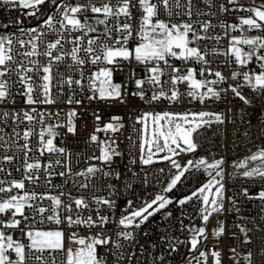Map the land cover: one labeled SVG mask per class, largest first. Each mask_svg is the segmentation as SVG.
I'll list each match as a JSON object with an SVG mask.
<instances>
[{
    "label": "built area",
    "instance_id": "1",
    "mask_svg": "<svg viewBox=\"0 0 264 264\" xmlns=\"http://www.w3.org/2000/svg\"><path fill=\"white\" fill-rule=\"evenodd\" d=\"M104 2L106 0H91L96 6ZM88 3L89 0H56L55 3L52 0H45L46 15L38 22L30 24L24 22L26 13L21 4H4L0 0V37L13 40L15 63L10 65L11 69H15L20 63L27 67H35L29 60L38 61L40 66L48 64L51 58L43 53L47 51V44L57 38V34L46 27L45 20L49 16L58 19V9L62 11L66 5ZM111 3L116 4L117 0H111ZM133 3L136 6L130 9L132 19L128 21L133 31V38L127 45L129 48H134L140 42L138 29L142 11L137 0H133ZM180 3L183 5L186 0H180ZM222 5L227 11H221ZM159 7L161 10L157 18L169 24L189 20L184 14L183 7L173 8L171 16L163 11L162 6ZM253 7L260 6L254 0H236L235 4L229 3V0H211L210 5L206 0H193L191 22L197 32L209 39L196 41L190 46L206 50L208 63L170 57L169 64L181 71L173 73L161 62L160 67L164 69V75L159 86L147 82L149 76L147 69L152 64L143 65L134 60L120 61L112 65L106 62L93 64L83 51L78 54L86 59L83 65L74 63L70 55H66L62 61L51 62L50 96L55 101L52 104L41 102L44 99L40 87L43 83L42 71L29 74L34 82L33 99L37 101L32 105L26 103L27 97L24 87L19 83L17 73L12 71L6 77L10 94L4 102H0V135L4 137V140L0 141V169H3L0 171V181H4L0 187H7L10 181L24 179L26 175H30L31 173H27L24 167L25 162L38 161L41 164V169L36 173L38 179L35 181L24 179L23 191L37 195V199L30 202L33 207L25 208V217H16L21 221L18 228L4 229L6 234L12 235L14 240L25 245V264H67L68 249L86 248L93 238L109 240V243L95 247L98 264H192L195 259L200 260L199 264H215L212 256L215 251L220 253V264H248L245 257L249 252L252 253V264H264V200L259 198V193L264 191V178L244 177L242 175L244 169L238 167L245 156H251L264 149V89L251 87L244 81L242 75L244 72L259 74L264 71L262 66L264 62L253 57L247 66H241L235 62L234 57L224 54L230 47L232 37H264V29L249 30L244 26L243 31H233L231 28L222 27L240 25L242 17L252 16L251 12L240 9ZM177 12L180 14L177 15ZM80 18L82 21L87 18L96 28L95 32L88 33L84 38L85 46L90 37L98 38V44L113 43L105 37V25L95 22L97 18H104L102 14L86 11ZM119 22H125V18L120 17ZM199 22L211 24L206 33L200 31ZM116 23L115 19H109L108 28H114ZM40 33L44 35L38 41H34L40 54L31 58L20 55L19 53L31 50V44L27 42ZM78 35L82 33H65L66 39L61 41L62 47L55 50L53 55L70 53L73 45L67 42V38ZM112 35L118 34L113 31ZM19 40L26 42L23 47L18 43ZM262 50L260 54H264V49ZM101 68L112 70L115 83L121 86L120 97L101 99L99 93L94 91L92 77ZM189 68L195 69L198 78L205 82L217 80L213 74L221 72L225 77L224 81L210 86L219 93V96H208L201 102L199 98L189 95L191 89L188 82H180L173 86L171 77L186 75ZM233 72H239L241 75L233 79ZM136 79L146 81L142 88H137ZM69 80L72 81L71 84L68 83ZM76 81L80 83L77 84ZM232 87H237L240 95L245 97L248 103L233 93ZM161 90L166 94L165 97L157 101L151 100L152 95L158 94ZM172 91L178 92V98L174 101L169 99ZM140 92L144 93L143 98L137 94ZM199 92L202 93L201 90ZM69 100L72 102L69 103ZM26 111L34 116L32 122L24 119L23 113ZM5 112L8 113L6 118L3 116ZM71 112H75V116L71 117L75 133L67 131ZM166 112L182 114L208 112L220 115L223 121L218 123L214 116L210 117L211 123L203 125L193 133L196 150L180 151L173 157L181 166L186 165L189 160L194 163L200 159L208 163L221 159L224 161L221 165L224 172L221 181L224 186L223 208L213 213L207 222L201 216L203 205L200 200L194 198L183 205L179 203L209 179L203 167L191 168L171 191H165L178 170L173 168L170 160L157 162L154 159L151 164H144L142 161L143 124L138 122L139 118L146 113L155 115ZM17 114L18 117L14 120L13 117ZM108 124L116 126L118 130L97 131L105 129ZM50 125L54 126L56 133L53 144L56 148H63L65 150L63 154L44 151L41 155L37 150L40 148L39 132ZM57 125L62 127H55ZM29 129L33 131V135L27 141L31 151L25 155L21 146L26 143L23 133ZM92 135L98 137L96 142L91 141ZM109 144L119 155H113L109 162L95 159L94 157L101 155V149ZM6 156L13 159L5 160ZM57 160L61 163L57 164ZM260 164L261 161L257 160L251 165ZM90 166L97 167L99 171L94 175H78ZM61 172L65 175H59ZM85 184L87 187H81ZM16 194L23 192L14 189L11 193H0V200ZM158 195L171 200V203L150 216L139 228L134 225L125 228L119 224L121 218L130 216L132 212L144 207ZM41 196L45 198L40 199ZM48 196L61 200L59 208H54L53 202L47 199ZM97 198L109 200L112 204L111 206L98 204ZM76 199H83L87 207L77 206ZM40 207L47 209L43 215L38 212ZM54 210L59 214L61 221L59 224L47 219ZM218 215L224 216V233L219 238H211L209 225L216 222ZM68 217H71L72 223H69ZM89 217L94 223L84 222ZM100 217H107L108 222L101 224ZM11 219L10 213L0 214V220ZM76 220H80L81 223H75ZM201 227L205 229L206 239L199 238L200 242L196 249H193L191 239L195 230ZM241 227L247 230V238L251 243H245L246 237ZM36 229L61 231L64 235V248L41 252L28 247L30 241L25 234ZM124 232H130L132 238L124 239L120 235ZM78 239H84L85 243L81 245L77 242ZM117 243L120 247H116ZM201 253H205L207 259L201 256ZM10 257L15 259V253H10Z\"/></svg>",
    "mask_w": 264,
    "mask_h": 264
},
{
    "label": "snow or ice",
    "instance_id": "2",
    "mask_svg": "<svg viewBox=\"0 0 264 264\" xmlns=\"http://www.w3.org/2000/svg\"><path fill=\"white\" fill-rule=\"evenodd\" d=\"M4 4H14L19 3L24 8H33L38 11V5H42L45 3V0H2ZM53 3L56 0H52ZM139 9L142 11V17L139 24L138 29V38L139 43L136 44L134 48H129L128 41L133 38L132 25L128 21L132 19L131 8L136 6L133 3V0H117L116 4H112L111 0H106V2L102 3L100 6H96L91 3L89 0L88 4L76 6L66 5L63 7V10L59 11V18L57 19L54 16H49L44 24L46 27L57 34V38L53 42H49L47 44V51L43 53L46 57L51 58L49 63L43 66H40L38 61L29 60V63L34 65L35 67H27L23 63L17 65L15 69H11L10 65L15 63L13 56V40L8 37H0V102H4L9 96V83L6 79L7 76L11 74L12 71H15L19 76V83L24 87L25 95L27 97L26 103L29 105L37 103L36 100L33 99L34 92V82L32 76L29 75L33 72H43L42 76V85L40 86L42 89V94L44 99L41 101L42 103L52 104L55 101L50 96V84L52 80V61H62L64 60L66 55H70L71 60L79 65H83L86 62L85 58H81L78 54L83 51L86 54V58L90 60L91 63L96 64L100 62H106L109 65L118 64L120 61H135L139 64L148 65L152 64L151 67H148L147 71L149 76L147 77V82H150L153 85L159 86L161 85V77L164 75V69L160 67V63L162 62L168 68H170L171 72L178 73L181 69L173 67L169 64L168 58H176L183 61L195 60L197 63L207 64L208 60L206 59L207 52L206 50H202L199 47L190 46L194 44L196 41L206 40L209 37L205 35H201L197 32L194 24L191 22V17L193 15V0H186L185 4H181L180 0H137ZM207 3H211V0H206ZM229 3L235 4L236 0H229ZM167 15L171 16L173 14V8L185 9V15L189 17L188 21L183 23H167L162 19H158V15L160 12V7ZM246 10L252 13L250 17H242L240 19V25H229L222 27L231 28V30L236 31L244 30V26H247L249 30L253 29H264V5H261L259 8L253 7L249 9H240ZM86 11H90L94 14H102L103 19H96V23L100 25H105V37L109 40H112V44L100 42L97 43L98 38H88L86 41V46L83 43L84 38L88 35V33H92L96 31V28L89 23L88 19L85 18L83 21L80 16ZM221 11H227L221 6ZM33 15L35 12L32 13ZM177 15L180 13L177 12ZM203 14V13H198ZM120 17L125 18V22L120 23ZM109 19H115L117 21L114 28H108ZM200 23V31L206 33L208 29L211 27L209 22H199ZM57 25L59 27L57 28ZM35 31V30H33ZM115 31L118 35L113 36L112 33ZM65 33H82V35H78L75 37L67 38V42L72 44L73 47L70 53H61L57 55H53V52L58 48L62 47L61 41L66 39ZM191 34V39H190ZM44 33L38 34L33 40H29L27 43L31 44V50L23 53H19L25 57L31 58L33 56H37L40 53L37 51V43L34 41H38ZM218 40L219 37H216ZM18 43L23 47L25 45L24 40H19ZM243 46H248L249 51H245ZM264 49V37H232L230 42V47L225 55H231L234 57V60L237 64L241 66H247L255 56L257 60L264 62V54H260V50ZM220 54V53H216ZM264 66V64H262ZM203 74V71L201 72ZM217 77V80L212 81H201L195 79V69L189 68L187 69V74L183 76L173 75L171 77V83L175 86L180 82H188L190 86L189 95L197 97L201 102L208 97H218L219 93L215 91L212 87H207L206 92H199V89L205 87L206 84H216L219 82H223L225 77L221 74V72L217 71L213 74ZM241 73L233 72L232 78L236 79L240 76ZM243 79L253 88L264 89V71H261L259 74H249L248 72L242 73ZM112 70L109 68H101L98 72L94 74L92 77V87L94 91L99 93V98H113L121 96V86L119 84H113L112 80ZM144 79H136L135 84L137 88H142L145 84ZM69 84L72 83L71 80L68 81ZM77 84L80 81H76ZM232 92L240 97L241 100H244L245 103L248 101L245 97L240 95L237 87H232ZM143 98L144 93H137ZM165 93L161 90L158 94H153L151 100L157 101L162 97H165ZM178 98V92L172 91L169 99L176 100ZM69 103L72 101L69 100ZM41 116L43 114H40ZM3 116L6 118L8 113H3ZM75 116V112L69 113V120L67 124V131L69 133H75V127L72 124L71 117ZM215 117V121L218 123H222L221 116L218 114L208 113V112H200L198 114H184V115H173L169 113L160 114H151L146 113L143 117L139 118V123L144 125V131L147 132V121L151 118L153 124V139L151 141L145 140V144L148 145V155L147 158L143 159L144 164H151L153 162V147L155 146L156 151H165L171 153V156L163 157L166 160H170L173 168L177 169V174L174 175L170 183L168 184L165 191H171L178 182L181 181V178L184 176L186 172H188L191 168L195 167L199 169L203 167L205 171L208 172L210 179L207 183L202 185L199 189L192 192L191 195L181 199L179 203L181 205L192 201L194 198L200 200L202 202L201 216L202 219L207 222L209 217L215 213L219 212L223 208V183L221 182L223 179V169L221 165L224 161L216 160L212 163H208L204 159H200L195 163L191 160L187 162L186 165L181 166L178 164L172 156L178 154L177 149L180 151L192 152L196 150L197 145L193 141V133L197 131L198 128L203 125L211 123L210 120L205 119L206 117ZM18 117V114L13 117L15 120ZM24 119L29 122L34 120V116L29 112L23 113ZM99 119V117H97ZM199 121V122H198ZM42 123V121H41ZM55 127H62V125H57ZM122 127V125H120ZM111 130L113 132L117 131L118 128L112 124H108L105 129H97V131ZM18 136L19 133H16ZM33 135V131L31 129L26 130L23 133V139L26 141L21 147L22 150L25 151V155H27L28 151H31L29 143V138ZM56 133L54 131V126H47L46 128H42L39 132V144L40 148L37 150L41 155L44 154V151L48 153L58 152L63 154V148H56L53 144V139ZM47 137V139H46ZM91 141L96 142L98 137L96 135L91 136ZM163 140V144L160 145L159 141ZM4 137L0 135V141H3ZM181 143L186 145V147H181ZM175 145V148L172 147ZM113 155H119V153L115 152L112 146L106 145L101 149V155L99 157H94L102 162H109ZM5 160L11 161L13 157L6 156ZM261 161L264 163V149L258 150L252 156L246 158L245 162H241L238 167L244 169L242 175L244 177L252 178L254 176H258L264 178V168L253 167L248 168L247 161ZM57 164L61 162L59 160L56 161ZM50 166V165H49ZM26 172L31 173L30 175H26L24 179H28L31 181H35L38 179V171L41 169V164L36 161L32 163L25 162L24 165ZM3 169H0L2 171ZM70 171V170H69ZM99 169L95 166L88 167L84 172L78 173L80 176H88L94 175ZM214 171V175H213ZM59 175H65L64 172L59 173ZM107 175V173L105 174ZM219 177L220 179H217ZM24 179L20 180H12L8 183L7 187H0V193H11L14 189L23 192V194L10 195L8 198L4 200H0V214L10 213L12 219L9 221L0 220V264H25V245L17 240H14L12 235L6 234L4 229H14L20 226L21 221L16 219L17 216L25 217V208L33 207L30 203L37 199V195L35 193H28L23 191L25 189ZM4 181H0V184H3ZM81 187H87V185H81ZM245 195H247V190H245ZM40 199H44V196L39 197ZM259 198L264 200V191L259 193ZM47 199H50L53 202L54 208H59L61 205V200L58 197L48 196ZM96 203L109 205L111 206L112 202L106 199L97 198ZM171 200L167 199L164 196L158 195L154 200L150 203H146V205L139 210H136L131 213L130 216H126L120 219L119 224L125 228L135 226L139 228L141 224L148 220L150 216H153L156 212H159L161 209H164ZM75 204L77 206L87 207L83 199H76ZM155 205V207H154ZM151 209V211H150ZM47 211V209L40 207L38 212L43 215V213ZM139 218V222H134ZM48 220H54L55 223L59 224L61 221L59 219V214L55 210L53 214L47 217ZM69 223H72L71 217H68ZM85 223L92 224L94 223L91 220V217L88 218ZM101 224L107 223V217H100ZM75 223H81L80 220H76ZM241 231L245 233V243H251L250 239L247 238V230L241 227ZM224 233V227H221L218 230H214V235L219 238ZM30 241L31 249H35L37 251L44 250H62L64 248L63 242V233L60 231H28L25 234ZM124 239H131L132 234L130 232H124L120 234ZM199 238H205V229L203 227L195 230V234L191 239V245L193 249H196L198 243L200 242ZM81 245L85 243L84 239H78L77 241ZM109 240L107 239H99L93 238L91 243H88L86 248L78 249L76 253H73L71 249H68V260L67 264H98L97 257L95 255V247L100 244H107ZM116 247H120L119 243L116 244ZM235 252V249L232 250ZM10 253H15V259L10 257ZM201 256L207 259L205 253H201ZM212 256L215 259V264H220V253L219 251H215L212 253ZM40 259V257H37ZM248 264H252V253L249 252L245 257Z\"/></svg>",
    "mask_w": 264,
    "mask_h": 264
},
{
    "label": "rangeland",
    "instance_id": "3",
    "mask_svg": "<svg viewBox=\"0 0 264 264\" xmlns=\"http://www.w3.org/2000/svg\"><path fill=\"white\" fill-rule=\"evenodd\" d=\"M254 2L257 4V5H259V6H261V5H264V0H254ZM40 5H38L37 7H39ZM32 10H36V9H33V8H25V13L27 14L29 11H32ZM244 47V50L245 51H249L250 49L248 48V46H243ZM263 50L261 49L260 50V53L262 52ZM255 57V56H254ZM195 79H197V80H200L199 78H198V76H197V72H196V70H195ZM111 80H112V83L113 84H116L115 83V81H114V78H113V74H112V77H111ZM202 81V80H201ZM212 84H206V86L205 87H202L201 89H199V90H201L202 91V93L203 92H206L207 91V87H210ZM164 114V113H163ZM163 114H160V115H163ZM169 114H173V115H184V114H182V113H175V112H170ZM192 114H198V113H192ZM205 119H208V120H211V118L210 117H206ZM199 122V121H198ZM152 132H153V124H152V121H151V118L147 121V132L145 133V131H144V125H143V129H142V136H143V140H142V144H141V149H142V153H143V159H145V158H147V155H148V151H147V149H148V145L147 144H145V140H148V141H151L152 139H153V136H152ZM193 141H194V139H193ZM159 144L160 145H162L163 144V140L161 139L160 141H159ZM172 147L173 148H175V145H172ZM181 147L183 148V147H186V145H183L182 143H181ZM158 152H162L160 155H157V153ZM177 152H180V150L179 149H177ZM165 156H171V153H169V152H167V150H165V151H156V149H155V146L153 147V155H152V160L154 161V159H155V161H157V162H163V161H168V160H166V159H164L163 157H165ZM252 156V155H251ZM173 157L174 156H172V159H173ZM248 157H250L249 155H247V156H245L244 157V159H243V162H245L246 161V158H248ZM143 159H142V161H143ZM255 161H247V166H248V168L250 169V168H253V167H260V168H264V163H262L261 162V164L259 165V166H257V165H254V166H252L251 164L252 163H254ZM214 172V171H213ZM208 173V172H207ZM215 173H213V175H214ZM223 177H224V172H223ZM209 179H210V177H209ZM208 179V180H209ZM217 179H220L219 177H217ZM208 180L206 181V183L208 182ZM179 183V182H178ZM177 183V184H178ZM204 185V184H203ZM191 195V194H190ZM189 196V195H188ZM150 203V202H149ZM154 207H155V205H154ZM139 210V209H138ZM162 210V209H161ZM160 210V211H161ZM136 211V210H135ZM150 211H151V209H150ZM216 213V212H215ZM135 222H139V218H137V220L135 221ZM221 225H223V227L225 226V219H224V216H222V215H218V217H217V220H216V222H212V223H210V225H209V232H210V237L211 238H217L215 235H214V230H218L220 227H221ZM35 231H59V230H51V229H36V230H34L33 232H35ZM61 232V231H60ZM63 242H64V235H63ZM72 250V252L73 253H76V251L78 250V249H75V250H73V249H71ZM95 255H96V251H95ZM199 262H200V260L199 259H195L194 261H193V263L192 264H199Z\"/></svg>",
    "mask_w": 264,
    "mask_h": 264
},
{
    "label": "crops",
    "instance_id": "4",
    "mask_svg": "<svg viewBox=\"0 0 264 264\" xmlns=\"http://www.w3.org/2000/svg\"><path fill=\"white\" fill-rule=\"evenodd\" d=\"M33 12H35L34 15L32 14ZM46 13H47V5L44 3L38 7V11L37 10L29 11L26 14L25 18H27L29 20L32 19L31 24H34V23L38 22V20H40L41 17L45 16ZM25 18H24V20H25ZM25 23H27V22H25Z\"/></svg>",
    "mask_w": 264,
    "mask_h": 264
},
{
    "label": "trees",
    "instance_id": "5",
    "mask_svg": "<svg viewBox=\"0 0 264 264\" xmlns=\"http://www.w3.org/2000/svg\"><path fill=\"white\" fill-rule=\"evenodd\" d=\"M25 22H27V23H32L31 21H32V19L31 20H29V19H27V18H25V20H24Z\"/></svg>",
    "mask_w": 264,
    "mask_h": 264
},
{
    "label": "water",
    "instance_id": "6",
    "mask_svg": "<svg viewBox=\"0 0 264 264\" xmlns=\"http://www.w3.org/2000/svg\"><path fill=\"white\" fill-rule=\"evenodd\" d=\"M160 154H161V152H158V153H157V155H160Z\"/></svg>",
    "mask_w": 264,
    "mask_h": 264
}]
</instances>
